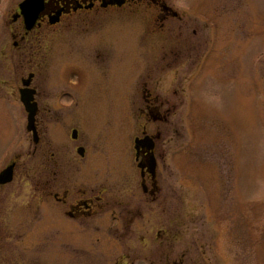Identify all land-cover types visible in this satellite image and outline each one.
<instances>
[{
	"label": "rangeland",
	"instance_id": "obj_1",
	"mask_svg": "<svg viewBox=\"0 0 264 264\" xmlns=\"http://www.w3.org/2000/svg\"><path fill=\"white\" fill-rule=\"evenodd\" d=\"M21 1L0 0V167L19 160L13 181L0 186V264H114L128 246L154 250L137 234L117 237L111 230L122 220L113 211L90 225L64 218L61 226L50 193L59 192V159L78 168L75 185L107 196L122 190L121 171L135 170L140 101L154 95L169 98L158 118L145 121L149 131L161 130L168 167L161 170L172 187L171 213L155 226L166 230L161 262L168 255L177 264H264V0H167L183 15L172 25L189 26L186 52L197 48L186 60L157 55L155 38L176 31L171 24L158 31L147 3L65 17L37 33L41 47L27 55L13 46L8 25ZM31 70L45 108L38 146L20 99ZM161 78L162 92L152 85ZM59 104L63 120L95 144L86 159L73 157L70 130L59 138ZM147 219L137 221L139 232L150 231ZM77 228L81 236L67 232ZM134 256L144 260L136 253L128 260Z\"/></svg>",
	"mask_w": 264,
	"mask_h": 264
},
{
	"label": "flooded vegetation",
	"instance_id": "obj_2",
	"mask_svg": "<svg viewBox=\"0 0 264 264\" xmlns=\"http://www.w3.org/2000/svg\"><path fill=\"white\" fill-rule=\"evenodd\" d=\"M112 2L113 0H45L44 9L41 11L37 23L30 30H28L25 26V20L23 15H21L19 2L14 8L11 22L8 24L10 35L13 38V46L15 49H18L27 55L35 54L40 49L42 44V38L40 36H36L37 33L41 34L42 31L57 26L65 17L70 15L78 14L84 11H93L100 8L121 10L126 7H133L136 3H147V7L154 8L155 10V22L158 24V31H165L167 24L172 25V20L183 18V15L169 5L167 0H125V3L121 6ZM13 15H18L16 20L13 19ZM56 16H58L59 20L54 23L52 20L56 18ZM170 28L175 29L176 37H171L170 39L167 37H159L157 40L155 38L154 46L160 42L157 46L158 49H162V51L157 55L169 56L170 51L171 55L178 52L182 60H186V53L195 55L197 52H192L197 49L195 45H188V48H191L190 52H186L185 49L188 39L187 34H189V26L186 21L185 25L181 24L179 27L172 25ZM182 51L184 53H181ZM30 74H32V77L30 78L29 87L36 90L35 101L37 102V112L35 115L34 128L38 134L39 140L34 143L38 146L43 140L42 122L44 118L43 113L45 114V108L39 100L40 90L35 84L36 74L34 71H29L28 76L22 78V84L24 79L29 78ZM161 82L164 86L165 78H161V80L154 79V82L152 83L153 88L155 90L157 88L161 91L158 88ZM59 84L65 91L66 82H63V79L59 78ZM22 87H20V89ZM147 87L148 86L146 85L142 86L140 91H143ZM159 98L160 97L158 95H154L152 97H145L144 101H140V104H143L140 108V113L144 118V122L139 133L140 135L135 134L133 136L132 145L134 147L135 164L132 167L135 170L133 171V176H129L128 173L130 171L128 169L121 171V173H123L121 181L122 190L115 189L113 196H107L105 194L106 189L95 194L91 188L75 185V175L79 172L78 168L74 167L73 164L72 166L63 164L62 160L59 159V192H50L56 203L59 204V223L61 226H64V218L73 220L75 222L74 224L77 223L76 225L80 223L90 225L92 224V221L96 220V218L103 212L113 211L112 214L114 218L122 220L120 230L117 228L111 230L116 234L119 233L117 237H126L129 241H132L134 240L133 237L137 234V236L142 237L141 240L143 242L149 243L148 241H151V244H155V246H153L154 250L150 252H144L139 245V249L137 250L135 249L136 245L133 248L132 246H128L130 247L129 251L121 254L117 260H115L114 264H177L176 258L171 257L169 259L168 255L164 257V262H161L158 240L162 231L164 232L166 230L158 228L155 231V226L159 224L161 214L169 215L172 208V187L171 185L169 186V184H166V181L163 178V171L165 173L168 167L164 165L165 162L163 160H165V152L159 141L162 136L161 130L159 127H156L155 129H151V131H149V128L145 123V121L149 122L148 116H150V114L153 115L152 119L155 120V118H158L161 113L159 110L160 105L169 103V98H166V101L159 100ZM64 105L65 104H59V138L64 135L65 130L67 134L70 130V141L72 142H70V144L73 146L72 151L76 155H73V157L76 159H86L95 144L92 143L91 139H89V136L86 134L81 135V130L83 131V128H81L79 124L65 122L63 120V114L66 109ZM154 107L158 108L157 113L152 112V110L155 109ZM75 130L77 131V135L73 136V132ZM27 133L32 134L33 136L32 131L27 130ZM137 138L139 139L138 150L136 149ZM60 139L59 150H62V147H67V144L65 145V143H62ZM137 153H139V156ZM11 164H14L15 176V172H17V168L19 167V160L16 159H12L2 165L0 167V172ZM88 166L84 172L89 176L91 168ZM161 169H163V171ZM12 181L8 183H11ZM8 183H0V186H5ZM145 210L148 217L146 224L151 229L148 232H139V230H137V221L143 220V217L146 214ZM67 232H71V235L81 236L78 228L74 230L70 229ZM143 248H145V246ZM132 253L140 255L141 258H144V260H137L139 256H134V259L128 260V257H130ZM96 263L104 264L105 261H98ZM182 264L186 263L182 262Z\"/></svg>",
	"mask_w": 264,
	"mask_h": 264
},
{
	"label": "water",
	"instance_id": "obj_3",
	"mask_svg": "<svg viewBox=\"0 0 264 264\" xmlns=\"http://www.w3.org/2000/svg\"><path fill=\"white\" fill-rule=\"evenodd\" d=\"M112 3H115L119 6L125 3V0H113ZM106 5V4H105ZM45 0H23L20 2L19 7L21 10V15H23L25 20V26L28 30L32 29L39 19L41 11L44 9ZM60 16V14H59ZM18 15H13V19L16 20ZM58 16L52 20V22H57ZM32 74L29 75L28 79L23 80V87L20 89V99L24 105L25 110L28 113V122H27V130L33 132V141L38 142V134L34 128L35 123V115L37 112V102L35 101V89L30 88V78ZM77 135V131L73 132V136ZM138 141L136 139V149L138 150ZM139 156V153H137ZM14 176V164L7 166L0 172V183H8L13 180Z\"/></svg>",
	"mask_w": 264,
	"mask_h": 264
}]
</instances>
